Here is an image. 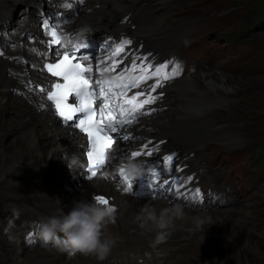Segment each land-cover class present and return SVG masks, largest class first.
Wrapping results in <instances>:
<instances>
[{"label": "rangeland", "instance_id": "374dc122", "mask_svg": "<svg viewBox=\"0 0 264 264\" xmlns=\"http://www.w3.org/2000/svg\"><path fill=\"white\" fill-rule=\"evenodd\" d=\"M182 1L190 7L203 0ZM204 1V6L196 12L182 13L178 17L165 12L161 25L167 28L168 37L177 32H186L177 40L174 46L178 48L172 51L169 57L176 55L185 61L188 75L195 72L200 59L211 58L218 61L219 67L215 72L225 77L226 90L229 93L227 98L221 100L224 101L223 108H216L220 111L210 116L215 122L214 125L224 131L223 140H217L214 148L216 151L225 150L232 155L244 152L246 157L242 164L246 169L243 170V180L240 182L230 170L229 161L223 164L220 157L213 166L214 170L209 172V178L216 186L217 193L221 191L219 196L224 192L223 195L228 197L225 202L231 200L236 209L241 207L245 211H251V216L250 220H242L238 226L232 228L226 226L222 231L221 228L213 229L212 232L206 230L203 236L209 239L210 245H214L222 264H229L228 260L236 264H264V169L261 170L263 164L254 158L256 154L264 151V139L261 140V137H264V127H261L264 122L259 120L264 118V14L258 10L264 1ZM184 7L176 5L173 8L178 11ZM154 16L157 18L161 14L155 12ZM209 39L212 41L207 43L206 40ZM195 40L199 41L197 45L188 46ZM210 96H214L212 92ZM13 143L14 141L3 142L0 150L12 152ZM236 163L239 164L240 161L237 159ZM255 170L257 171L254 172ZM229 176L234 179L228 184ZM78 181L73 176L60 179V187L57 190L58 206L60 202L63 208L72 210L74 205L70 202V197ZM167 202L166 204H169V201ZM22 222H25V216L20 224ZM6 225L8 227V221L3 220L0 228H6ZM20 245L26 248L25 251L33 249L25 247L23 241ZM201 247L198 241L197 246L184 256L187 264H204L206 260L211 261L210 258L207 259L208 255L205 259L199 256ZM182 263L185 264L184 261Z\"/></svg>", "mask_w": 264, "mask_h": 264}, {"label": "bare ground", "instance_id": "6f19581e", "mask_svg": "<svg viewBox=\"0 0 264 264\" xmlns=\"http://www.w3.org/2000/svg\"><path fill=\"white\" fill-rule=\"evenodd\" d=\"M88 1L92 2L91 5L87 6L90 11L78 18L77 23L79 26L87 24L92 29H120V27L115 26L112 23L111 19L109 18V14L103 13L101 11L104 10L114 15L117 14L118 9L115 7L116 2H121L124 7L134 10L141 15L145 16L147 14L146 5L143 4L142 1L138 0ZM155 1L157 0H149L148 2L154 7ZM174 1L175 0H161L163 5L172 4ZM162 21V16L157 17L154 22L150 24L151 31H157L156 28L162 26ZM216 73L217 72L213 71L211 73L199 76L198 78L194 79V81L190 80V82L185 83V85H182L181 87H173L171 89V94L176 96L173 102L176 100H181V105L177 106L175 110H172L170 118L165 121H163V118H152L149 121L142 123V126L139 129H136L135 127L133 129H136V133L139 135L149 136L154 128L173 130L184 129L187 127V133L184 135L183 140L176 145L181 151L180 160H182V163L189 167L194 166L197 159L204 157L201 147V140L203 137L197 138V134L204 133L206 136L219 135L217 134V131L220 129L222 130V128H217L212 122H210L209 126L207 127V124L205 123V119L207 118L203 117H210L211 115L214 116L216 111L219 110L216 108H223L222 103L224 101L221 100H223V98H227L229 93L226 90L225 77ZM210 92H212L214 96H210ZM215 96H217V100L212 101ZM3 103L4 102L0 99V135L3 139L0 145H3L5 140L3 130L10 122V120L5 119L1 114L3 109H7V107L3 106ZM16 103L19 102L16 100ZM197 113L202 114V116L198 117ZM76 143L77 140L69 133H66L65 130H63L62 134L58 133V135L44 134L39 131H34L31 135L25 133L15 138L12 152H4L3 149L0 150V180L4 178L7 172H10L15 167V165L18 164L20 157L23 156V153L25 152L32 156L38 155L39 157L48 159L52 162L51 169L54 172L56 181L49 184H43L47 187V189L50 190V193L40 191L36 188H33L28 192L23 191L26 196L32 195L33 198L31 200L32 204L29 205V208L24 215L25 222L22 223L29 225L32 221L38 220L42 211L46 209L59 208L57 190L60 187V179L62 177L64 178L67 176H73L76 180H79L77 187L71 193L70 197V202L74 206L76 201L83 197H89L90 193L94 191L95 194L98 193V190L114 194L112 189L101 181L84 182L81 179L80 171L76 166H73L72 168H66L64 170H57L56 162L62 161L58 157V152L64 148H69L72 153ZM138 144V141L133 142L132 140L118 141L119 146L124 145L126 147H132ZM187 152H194L195 155L193 157H189ZM77 154L79 153L73 152L71 157L74 158ZM111 156L117 157V151H114ZM35 169L37 172L42 174V167L37 166ZM31 175H36L37 182H41L42 176L38 175L35 171H32L30 176ZM197 177L201 178L202 175L198 174ZM81 188H85L86 192L80 193L79 190ZM93 188L95 189L94 191ZM120 201H123V204L117 209V212L115 213V222L112 226L108 227L109 233L113 236H120L121 233H124L125 236L127 231L132 230L129 221L133 220L139 210L146 204L155 206L157 208L173 205L172 203L166 204L169 200L142 201L133 198H120ZM225 204L226 205L223 206L216 202L204 214L198 213L196 209L183 207L189 218L193 216H203L205 218L202 225H195L196 227H199L201 231L196 237V240L202 245V252L199 253V256L202 259H205L207 258L206 255H208L209 257L207 259H211V261L206 260L204 264H222L221 257L218 255V253H216L215 248L213 247L214 245H210L208 242L209 239L203 236L206 233V230H208V232H212L213 229L221 228L222 231L226 226H230L232 228L233 226H238L242 220H250L251 215L249 212L251 211H245L241 207L236 209V207L231 203V200L225 202ZM245 207H247V205H245ZM182 223L194 225L190 219L179 220L176 222L177 225ZM21 231L22 226H19L18 228L11 231L10 235L15 239L14 243L6 239H1L0 248L3 252L0 251V258L4 261V264H40L42 261H46L48 264H86L84 260H78L75 257L68 258L51 248L46 249L44 247L37 246L31 251H25L26 248L24 249L20 245L22 242L20 239ZM113 253L115 256H121V254L116 249L113 250ZM180 260L187 264V261H185L186 259L184 257H181ZM144 264H157V260L146 261Z\"/></svg>", "mask_w": 264, "mask_h": 264}, {"label": "snow or ice", "instance_id": "6c2138e0", "mask_svg": "<svg viewBox=\"0 0 264 264\" xmlns=\"http://www.w3.org/2000/svg\"><path fill=\"white\" fill-rule=\"evenodd\" d=\"M77 3H83L84 0H76ZM72 8V3L63 5ZM42 23L47 29L46 36L51 39L46 41V47L49 50L45 52L46 62L41 65L43 70L50 74L46 86L37 85L35 88L31 86V82L25 86L32 92L43 94L40 98L45 100L48 108H52L54 104L55 114L62 120L72 122L68 126L78 128L84 134L86 140L84 144V152L86 153V173L89 179H94L98 175H103L107 170L115 167L108 166L109 156L115 151H119L118 141H130L137 139L130 131V126L138 122L142 116L149 115L155 109L146 106L155 104L162 93L153 95L157 89L163 88L164 82L179 75V65L172 68L171 72L166 71L167 64L162 66H154L148 57L133 56L129 64H124L128 58L125 49L131 45V41H121L111 51V54L105 60L96 61V71L99 75L93 79V63L89 56L81 55L77 57L79 48L72 47L68 49L61 42V36L58 29L65 24V21L49 22L43 19ZM58 46V47H53ZM15 47V45H13ZM83 47H87L85 44ZM34 52H39L33 49ZM123 54V56L121 55ZM4 53L0 51V56ZM50 56V59L47 57ZM116 57H121L117 60ZM111 63H108V61ZM137 60L140 62L137 63ZM101 64L103 67L101 68ZM120 65H124L118 74L111 75L108 79H102L105 74L115 73ZM154 80V83L143 87L147 81ZM132 88H139V92L133 93L131 96L128 92ZM114 89H119L115 91ZM72 98L71 101L69 98ZM45 105H42L44 107ZM80 113L82 115L74 116ZM117 134V135H113ZM150 145H152L150 147ZM159 151L158 144H152L148 141L140 147L124 151L123 157L140 158L142 156H153V153ZM116 159V157H112ZM163 163L170 169L174 163V154L165 155ZM177 171L181 169L177 168ZM153 179L149 180V187L167 186L168 190L180 191L184 188L183 183L173 180L164 179L163 172H157L155 168L151 169ZM119 184L123 185L122 191L132 193L134 185L132 181H127L123 176V171L118 175ZM191 181V177L187 178ZM195 200L199 197L200 189H195ZM183 200L187 201V196L181 193ZM94 202L107 206L115 213L116 206L103 194H97Z\"/></svg>", "mask_w": 264, "mask_h": 264}, {"label": "clouds", "instance_id": "9594fccd", "mask_svg": "<svg viewBox=\"0 0 264 264\" xmlns=\"http://www.w3.org/2000/svg\"><path fill=\"white\" fill-rule=\"evenodd\" d=\"M92 31L87 24L82 25L72 41H66L71 46L83 47L85 40ZM108 163H111V155ZM123 171V176L127 181H135L143 174L142 164L136 162L132 157L126 161H121L115 173L105 172L101 179H108L111 175H119ZM190 219L194 225H202L205 218L203 216L188 217L184 208L179 205L157 208L146 204L135 215L134 222L142 232L153 234L149 241V246L156 248L172 234L176 222ZM115 222V212L107 206L98 202H78L72 210L61 217H49L39 225L38 238L43 246L52 245L60 252H67L69 257L77 254L94 256L99 262L104 261L115 247L118 237L106 233L105 229L109 224ZM13 226V221H8V227L4 229L9 233ZM62 234L63 241L58 238ZM9 239H13L9 236Z\"/></svg>", "mask_w": 264, "mask_h": 264}, {"label": "trees", "instance_id": "16d2710c", "mask_svg": "<svg viewBox=\"0 0 264 264\" xmlns=\"http://www.w3.org/2000/svg\"><path fill=\"white\" fill-rule=\"evenodd\" d=\"M262 1H264V0H259V2H262ZM264 3V2H263ZM262 5V4H261ZM259 10H261L263 13H264V4H263V6H261L260 8H259ZM261 122H264V118L263 119H259ZM261 127H264V125L263 126H261ZM262 139H264V137H261V140ZM228 263L229 264H236V262H234V261H232V260H228Z\"/></svg>", "mask_w": 264, "mask_h": 264}]
</instances>
